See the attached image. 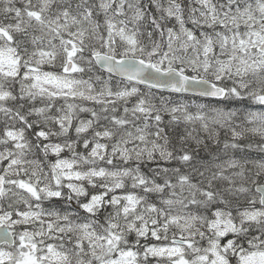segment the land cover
<instances>
[{
	"label": "snow or ice",
	"instance_id": "1",
	"mask_svg": "<svg viewBox=\"0 0 264 264\" xmlns=\"http://www.w3.org/2000/svg\"><path fill=\"white\" fill-rule=\"evenodd\" d=\"M0 264H264V0H0Z\"/></svg>",
	"mask_w": 264,
	"mask_h": 264
}]
</instances>
